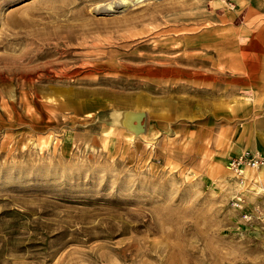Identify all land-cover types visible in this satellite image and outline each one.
<instances>
[{
	"label": "rangeland",
	"instance_id": "374dc122",
	"mask_svg": "<svg viewBox=\"0 0 264 264\" xmlns=\"http://www.w3.org/2000/svg\"><path fill=\"white\" fill-rule=\"evenodd\" d=\"M120 1L0 0V264H264V169L227 167L247 20Z\"/></svg>",
	"mask_w": 264,
	"mask_h": 264
},
{
	"label": "crops",
	"instance_id": "0c3cea01",
	"mask_svg": "<svg viewBox=\"0 0 264 264\" xmlns=\"http://www.w3.org/2000/svg\"><path fill=\"white\" fill-rule=\"evenodd\" d=\"M227 3L233 10L230 13L241 14L247 20L238 26L237 37L252 50L251 55L264 62V0H228ZM251 19L253 28L246 27ZM234 72L241 89L249 95L245 97L248 100L244 102V108L240 107L238 140L248 148L260 149L264 153V70L240 69Z\"/></svg>",
	"mask_w": 264,
	"mask_h": 264
},
{
	"label": "built area",
	"instance_id": "2783aa9c",
	"mask_svg": "<svg viewBox=\"0 0 264 264\" xmlns=\"http://www.w3.org/2000/svg\"><path fill=\"white\" fill-rule=\"evenodd\" d=\"M264 166V153L260 149L243 148L239 152L232 155L227 163L228 169L242 181L247 178L248 170L257 171ZM244 199L241 195L232 199V205L242 209ZM244 218H249L247 212H243Z\"/></svg>",
	"mask_w": 264,
	"mask_h": 264
},
{
	"label": "bare ground",
	"instance_id": "6f19581e",
	"mask_svg": "<svg viewBox=\"0 0 264 264\" xmlns=\"http://www.w3.org/2000/svg\"><path fill=\"white\" fill-rule=\"evenodd\" d=\"M133 1V0H132ZM131 1V2H132ZM135 1V0H134ZM137 1V0H136ZM127 3L128 4V0H121L120 3H116L114 4V6H112L111 4H108V9H110L111 7H119V4H125ZM130 3V2H129ZM110 7V8H109ZM149 9V8H148ZM135 112L132 111V110H125L124 112H120L118 115H117V122L120 123V124H123V125H126V126H130L131 122H132V119L135 117ZM116 116V115H115ZM115 118V119H116ZM264 167V166H263ZM261 167V168H263ZM260 168V169H261Z\"/></svg>",
	"mask_w": 264,
	"mask_h": 264
},
{
	"label": "water",
	"instance_id": "95a60500",
	"mask_svg": "<svg viewBox=\"0 0 264 264\" xmlns=\"http://www.w3.org/2000/svg\"><path fill=\"white\" fill-rule=\"evenodd\" d=\"M135 112V111H134ZM135 117L132 119L130 126L123 125L124 127L134 131L135 133H139L143 131V125L141 123L143 112H135Z\"/></svg>",
	"mask_w": 264,
	"mask_h": 264
}]
</instances>
